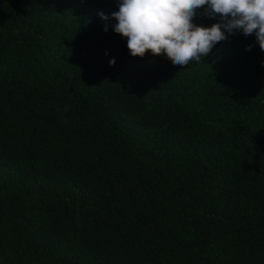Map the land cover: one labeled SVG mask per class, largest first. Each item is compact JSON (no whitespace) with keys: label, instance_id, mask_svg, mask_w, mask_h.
Wrapping results in <instances>:
<instances>
[{"label":"trees","instance_id":"1","mask_svg":"<svg viewBox=\"0 0 264 264\" xmlns=\"http://www.w3.org/2000/svg\"><path fill=\"white\" fill-rule=\"evenodd\" d=\"M118 3L0 0V264H264V50L133 57Z\"/></svg>","mask_w":264,"mask_h":264},{"label":"clouds","instance_id":"2","mask_svg":"<svg viewBox=\"0 0 264 264\" xmlns=\"http://www.w3.org/2000/svg\"><path fill=\"white\" fill-rule=\"evenodd\" d=\"M118 9L111 14L116 21L113 31L127 39L133 57L150 52L183 68L201 63L217 43L236 32L254 34L264 50V0H119ZM200 9L208 18L218 17V22L194 23ZM109 63L114 65L115 59Z\"/></svg>","mask_w":264,"mask_h":264}]
</instances>
